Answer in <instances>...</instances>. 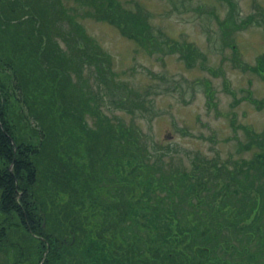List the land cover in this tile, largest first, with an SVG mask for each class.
Masks as SVG:
<instances>
[{
	"label": "trees",
	"instance_id": "1",
	"mask_svg": "<svg viewBox=\"0 0 264 264\" xmlns=\"http://www.w3.org/2000/svg\"><path fill=\"white\" fill-rule=\"evenodd\" d=\"M78 2L142 46L164 44L193 64L195 49L156 38L141 10ZM258 61L250 68L264 73V53ZM112 65L63 0H0L3 264H264V130H248L243 148L257 149L234 166L198 154L190 166L154 158L138 125L113 121L99 104H141ZM20 103L22 127L9 115Z\"/></svg>",
	"mask_w": 264,
	"mask_h": 264
},
{
	"label": "rangeland",
	"instance_id": "2",
	"mask_svg": "<svg viewBox=\"0 0 264 264\" xmlns=\"http://www.w3.org/2000/svg\"><path fill=\"white\" fill-rule=\"evenodd\" d=\"M63 1L111 55L116 81L141 102L128 111L99 98L102 110L113 121L138 125L154 158L179 167L190 166L198 154L234 166L254 155L256 146L243 147L248 130H264V73L250 68L264 53V0H119L125 9L142 11L156 38L190 44L197 53L191 66L181 50L168 53L164 44L150 50L127 37L95 17L91 4ZM250 15L253 21L244 24ZM19 106L9 115L22 127L27 119ZM85 116L94 121L91 113ZM5 253L0 250V264Z\"/></svg>",
	"mask_w": 264,
	"mask_h": 264
}]
</instances>
